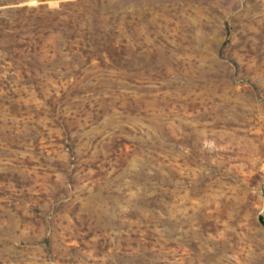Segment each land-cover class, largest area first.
<instances>
[{
  "label": "rangeland",
  "instance_id": "obj_1",
  "mask_svg": "<svg viewBox=\"0 0 264 264\" xmlns=\"http://www.w3.org/2000/svg\"><path fill=\"white\" fill-rule=\"evenodd\" d=\"M0 264H264V0H0Z\"/></svg>",
  "mask_w": 264,
  "mask_h": 264
},
{
  "label": "clouds",
  "instance_id": "obj_2",
  "mask_svg": "<svg viewBox=\"0 0 264 264\" xmlns=\"http://www.w3.org/2000/svg\"><path fill=\"white\" fill-rule=\"evenodd\" d=\"M29 2H30L31 4H34V3H36V0H29Z\"/></svg>",
  "mask_w": 264,
  "mask_h": 264
}]
</instances>
